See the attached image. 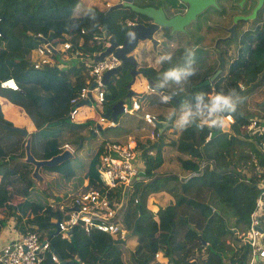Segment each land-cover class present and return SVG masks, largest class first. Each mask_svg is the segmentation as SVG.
<instances>
[{
  "label": "trees",
  "instance_id": "trees-1",
  "mask_svg": "<svg viewBox=\"0 0 264 264\" xmlns=\"http://www.w3.org/2000/svg\"><path fill=\"white\" fill-rule=\"evenodd\" d=\"M77 3L78 0H0V81L12 78L18 88L5 91L0 87V95L19 105L32 121L35 130L31 132V151L36 158H48L68 142L74 145L73 150L76 152L82 148L86 137L82 132L89 133L88 121L69 122L67 113L68 101L84 86L87 72L86 69L83 70L82 61L57 70H54L53 65L33 68L31 51L41 39L57 45L68 38L74 42L80 39V49L90 54L99 50V46L91 40L92 32H97L99 26H105L112 38L120 43L127 29L126 21H137L139 15L125 7L113 8L104 13L105 10L101 11L93 5L78 15L73 13ZM252 28L253 30L241 32L240 36L247 38L246 42L244 38L240 39L242 45L235 47L237 54L228 59L223 72L208 84L191 87L189 85L197 80L185 83L188 94H191V102L184 109H191L195 113L186 128L174 139L165 141L161 133L154 141L145 140L135 145L140 151L143 168L139 178L132 181L128 204L123 210L126 228L138 241L130 260L125 263L121 258L119 243L123 240L111 243V236L106 233L92 231L85 234L77 227L71 229V244L67 243L70 249L62 250L63 240L56 241L55 235L48 228L53 225L49 219L59 215L57 208H50L47 203L42 204L26 197L17 198L12 189L0 184V207L8 203L5 214L14 215L19 223L21 217H25L27 228L44 231L50 247L60 260H68L63 264H93L96 261L99 264H157L153 260L154 253L158 251L167 258V264H185L189 261L193 264H245L249 256L248 245L237 241L239 236L234 237L233 233L245 230L248 214L258 193L257 183L264 178V155L257 152V146L264 140V116L260 114L259 117H253L263 128L261 131L251 132L246 128L250 118L240 110L239 104L249 96L256 81L264 78V11ZM80 30L84 32L81 33ZM248 34H252L251 39H248ZM225 42L224 46L229 47L230 40L226 39ZM208 49H203L202 53ZM210 50L214 51L212 47ZM211 53L210 51L209 57ZM217 55L218 59H210V70L202 71L199 80L207 78L216 70L223 52ZM54 59L58 63L57 56ZM198 62L199 59L195 56L193 64L197 65ZM187 64L185 62L181 65ZM127 68L128 65H124L118 72L119 76ZM144 72L155 82L158 91L171 92L163 88V84L168 82L167 78L165 82L157 80L156 73L151 68ZM240 84L245 85L243 90H240ZM233 90L238 96L236 111L217 113L220 116L231 115L233 120L228 128H210L207 125L197 127L198 117L208 113L210 99L218 93L231 94ZM198 94H204L201 101H197ZM116 95L117 89L108 86L105 100L113 101ZM171 102L173 106L180 107L174 100ZM197 103L201 105L200 110L196 108ZM261 104L264 105V101ZM173 116L171 113L165 116L157 114L156 118L171 123ZM0 120L8 123L1 113ZM50 123L56 125L59 131L56 137L41 141L39 131ZM171 127L174 125L164 130ZM3 133L7 140L0 143V148L5 152L7 141L10 142L17 133ZM165 145L184 154L177 156L182 176L173 172H157L163 163L160 152ZM2 150L0 153H3ZM147 150L152 153L147 154ZM101 152L102 146H99L87 163L83 173L87 186L96 184V165ZM68 162L70 160L64 161L61 169ZM59 168L60 166L43 167L46 170ZM22 178L28 183L25 176ZM193 189H206V201L199 202L186 196ZM10 202L13 204H9ZM181 206L200 215L203 220L200 230L189 223L187 215L178 211ZM226 215L231 217L227 219ZM4 217L0 219V223ZM260 219L264 236V216ZM225 237L230 238L234 246L222 252L221 240ZM52 240L59 244L58 252L52 246ZM204 247H207L204 259L199 262L189 260L192 254ZM215 247L221 250L216 253L212 250ZM47 256L39 264L44 261L53 264ZM222 258H226L225 261Z\"/></svg>",
  "mask_w": 264,
  "mask_h": 264
},
{
  "label": "rangeland",
  "instance_id": "rangeland-1",
  "mask_svg": "<svg viewBox=\"0 0 264 264\" xmlns=\"http://www.w3.org/2000/svg\"><path fill=\"white\" fill-rule=\"evenodd\" d=\"M108 1L110 2L109 4L111 5V4L118 2L119 0H108ZM89 5L97 6V8H99L101 10H104V8L105 9L108 8V7L104 6L103 0H79L77 5H76V10L78 12H81L84 10L85 6H89ZM198 18L201 19L202 16H198ZM211 21L214 22V19L212 18ZM196 24L199 26L200 25L205 26L206 21H204L203 24H200L199 22H192L191 23L190 30H191L192 34L194 35V37H193L194 41L190 40V43L206 42V44H204V46H207V44L208 45L211 44L212 40H213V36H212L213 33L209 32L205 35V40H208V41H201L202 38L198 37L199 33H198V30L196 29L197 28ZM209 25H212V24H209ZM254 25H255V21L252 23V25L246 24L245 27L250 26L248 29L253 30L252 27ZM245 27L243 26L240 29H236L235 35L230 40L229 47L224 46L226 44L225 41L219 42V46L221 45V43L223 45V47H222L223 56H221V58H220V62H221L220 66H219L220 71L217 73V75L220 74L221 72H223L224 69L227 67V64L229 62L228 59H230L233 56L234 57L236 56L237 52H236L235 47L237 45L241 44L240 39L241 38L243 39L244 37L240 36V34L243 31V28H245ZM203 30L204 29H202L201 31H203ZM206 30L211 31V28L207 25ZM249 33L253 34V32H251V31ZM221 34L223 35L222 32H221ZM252 34H248V39L252 38ZM196 37L199 38V41H197ZM246 39L247 38H244L245 42H246ZM190 49H191V47H189V46L183 47L185 57L189 56L188 53H189ZM200 49H198L195 52L196 53L195 56L198 58L201 56V55H199ZM226 49H228V53L225 55ZM209 52H210V49L204 50V52H203L204 66H205L206 70H210V68H211L210 59H209ZM132 55L135 57L136 53L133 52ZM54 56H57L58 62H60V63L65 64L68 61V63L71 65H77L78 64L77 63L78 59L75 57H69L68 60H66V58H62L61 55L54 54L52 57L54 61H55ZM211 57L218 59L217 52L213 51L211 53ZM36 59H37V56L35 54L31 56L32 61H34ZM189 59H190V57L188 58V61H189ZM148 62L154 64L152 60H150ZM167 63L168 64H174L175 61L173 59H171L170 61H167ZM84 67H83V70L86 69ZM54 70H57V67H55ZM86 71H87V69H86ZM202 71H205V70H202ZM260 74H261V72L258 74V77ZM115 76H117V77H115L113 80L114 86L120 85L122 87L121 84H123V82H125L124 83V87H125V84L130 80L129 69H127L126 72L124 71L122 75L119 76V74H118ZM200 76H201V73L196 72L195 75H193L192 77L188 76L185 80H182L181 82H176L172 79H168V82H165L164 80L166 77L163 75H160L156 71V79L157 80H161V82H165L167 84L172 85L171 87L167 88L165 86V84H163V88L168 89L172 92H174V90H175V92H176L175 98L177 100L174 103L180 104V107L173 106L174 104L172 102L163 103L161 101L160 95L158 94L159 91H157V90H155L153 93H149V94H139L142 90L143 82L140 81L139 78H137L136 84H134L132 90L134 89L133 91L135 93H138V94L131 96L127 101V105L129 106V100L130 99L136 98L140 102L141 111H139L138 114L121 112L120 114H118L117 119H116L118 122L117 124L119 125L120 129L126 130V131L123 134H121V136L115 138L114 135H116L118 133V130L116 129V125H115V127H106L105 121H104V122H101L102 128L100 130H97L96 134L91 135L89 130H88V132H89L88 134L86 133V131L82 132V134L86 135V137H85V140L83 142V146L79 151H77V152L74 151L73 150L74 145L71 144L70 142L62 144V148H65V147L69 148V150L72 151L74 157L70 158L69 159L70 162H68V164L65 165L62 169H61V165L63 164V162L61 164H59L60 168L57 170L51 169V170H47L46 172L45 171L42 172V174H44V176L47 177L45 190H41L37 186L33 185L31 183V181L29 180L28 173H29L30 168H31L30 165H29V171H28L24 167H16L17 166L16 164L12 165V167H11V161H8V163H7L8 166H6L4 169L5 170L3 173L4 176L3 175L0 176V182L9 181V184L12 185V190H14V193L17 196V198H18V196L19 197H26L27 199H30V200H33V201H36V202H39L42 204H46V203L49 205L51 204L53 206L52 208H58L60 201H61V197L65 198V201H67L71 195H75L80 191H88L91 187H94V186L98 187L99 186V183H98L99 180H97V183L94 186H92V185L87 186V179L83 178L84 177L83 173L87 167V163L89 162V160L93 156V154L97 152V149L99 148V146L103 147L104 145H106L110 142H117V143H122V144L127 143V142H131V144L133 143L136 145L137 142L143 143V142H145V140L154 141L156 139V137H153L152 129L144 121L139 119L138 115H140V113H150V114H154V115H157V113H158L162 116H165L169 113L173 114L174 116H173L169 126H171L173 123L174 127L167 128L166 130H164L163 131V138L165 141L174 139L177 136V134L181 131V129L179 127V122H180L182 112L185 111L184 107H182V106H186L191 102V94H188V90H187L188 87L186 88L185 83L188 81L189 82L195 81ZM256 83L257 84L252 89L249 96H247L246 99L242 103L239 104L240 110L246 115L247 118L259 117L260 114H263V116H264V105L261 104V102L264 101V82L262 80H257ZM109 87L112 88V84H109ZM244 88H245V86H244ZM136 91H138V92H136ZM123 94H122V96H123ZM112 102L113 101H111L110 104ZM90 105H92V107H89ZM107 106H108V104H106L104 107L103 103L98 102L96 99L94 101L89 102L88 104L84 103L81 105V107H80L81 109L79 110L78 114L76 115V119L77 120L84 119V122L88 121V123H87L88 128H90L93 125H95V123L97 122V117H98L97 107L101 108V109H106ZM88 116L91 117L90 120L87 119ZM67 120L69 122H72V123L73 122L74 123H84V122H75L73 120H70L68 118V116H67ZM161 120L165 121L163 119H161ZM198 120L201 121L202 116L198 117ZM165 122H167V121H165ZM224 127L228 128L227 125H225ZM58 131H59L58 127L56 125H53L52 123H50V125L45 126L44 129L39 131V139L41 141H43L45 139H50L52 137H56L55 135H57ZM3 134H4L3 128L0 126V140L2 139V141H5V140H7V137H4ZM103 140H105V141L103 142ZM160 153L163 157V164L158 169L157 172H165V171L166 172H173V173L179 174V176H182V175H180V174H182V171H181V168L179 167L177 156H181V155L184 156V154H181V153L179 154L170 145H165ZM69 160H67V161H69ZM139 160H140V165H139V173H140L142 171V168H143V165H142L143 163H142L141 157L139 158ZM0 167H2V165H0ZM11 168L12 169L16 168V171L12 174H10ZM40 169L42 170L43 168L41 167ZM63 170L64 171L68 170L69 172H63ZM8 176H11L10 180L7 178ZM22 176L26 177V179L28 180V183L23 180ZM83 181L86 182L84 184V186L82 184ZM8 188H11V187H8ZM115 191L116 190L111 191V192L114 193ZM131 191H128L127 193H125L124 196L121 197V199H120V203H122V211H119L118 217L122 216V221H121L122 227H124V225H125V223L123 225V222H124L123 210L126 208V205L128 204L129 195H130ZM206 195H207L206 189H201V190H194L193 189V190L189 191L188 193H186V196L191 197L192 199L199 201V202H205L206 197H207ZM58 198H59V200H58ZM217 207L219 208V206H217ZM178 211L181 214L187 215V219H188L189 223L192 224L195 228H197L198 230H200L202 228L203 220L196 211H191L189 208H187L185 206H181ZM262 215L264 216V207L262 209ZM225 217L227 219H229L231 216L226 215ZM49 221L54 222L55 217H51L49 219ZM48 228H49L50 233H53L55 235L54 237H55L56 241L64 240V239H62V237L66 238V236L61 237V235H62V234H60L61 232L55 233V228L53 227V225L49 226ZM125 228H126V225H125ZM262 228H263V225H262ZM36 231H38L40 234L43 235V233H41L39 230L36 229ZM242 232H243V230L239 231V232L236 231V233H233L234 237L237 236V233L240 235V233H242ZM120 237L111 236L110 239H112L111 243H113V242L115 243V241L118 239L123 240L121 243H119V247H120L121 258L126 263L128 261V259L130 260L131 254H134L133 251H134L136 245L138 244V241H137V237L135 235H132L130 230L127 228L125 229L124 234L122 236L120 235ZM236 240L239 242H242L239 237H238V239L236 238ZM260 240L263 241L264 236L262 238H260L259 241ZM65 242H67L68 244H71L70 240L69 241L65 240ZM221 243L223 244L222 252H225L228 247L234 246V243L228 237H225L223 239V241L221 240ZM202 244H203V242H202ZM203 245L207 246V244H203ZM52 246L58 252L59 244H57L56 242H54L52 240ZM205 249L207 250V247H204V249H202L198 253L192 254V256L189 260H195V261L199 262L201 259H204L207 255V251ZM212 250L217 253L218 251L221 250V248L215 247ZM222 252H221V255H222ZM225 259L226 258H222V261H225ZM94 260L96 261V259H94ZM43 264H50V262L44 261ZM93 264H99V263H97V261H96ZM214 264H217V263L215 262Z\"/></svg>",
  "mask_w": 264,
  "mask_h": 264
},
{
  "label": "built area",
  "instance_id": "built-area-1",
  "mask_svg": "<svg viewBox=\"0 0 264 264\" xmlns=\"http://www.w3.org/2000/svg\"><path fill=\"white\" fill-rule=\"evenodd\" d=\"M80 32L83 33L84 31L80 30ZM91 40L99 46V50H102L109 44L107 38L103 35L101 27H98L97 32H92ZM80 44V39H76L74 42L68 40V38L62 40L57 45L41 41L32 50L37 55V59L32 61L33 68L54 65L59 69L68 64V61L65 64L56 63L52 58L54 54H59L62 58H66V60L69 57H75L78 61L83 62V65L87 69V78L84 86L68 101L67 116L73 121H76L75 117L81 109V105L86 103V100L91 98L93 100L96 99L98 102L103 100L104 87L101 84L102 74L106 69H111L120 63L112 52L101 60L90 63L87 61V58L94 52L86 54L80 49ZM262 81L264 82V78ZM0 87L13 90L18 89L12 78L1 80ZM239 88L243 89L244 86L240 84ZM139 108V103L134 99L131 100L129 108H126L125 104L123 105V111L126 112H134ZM215 116L220 117L218 114H215ZM222 116L225 120L224 126H229L232 122L231 115L226 114ZM142 118L153 126L152 120L155 118L152 114L143 113ZM106 120L99 114L97 122L91 127L92 131H97L96 124L98 122ZM209 120H211L209 113L204 116L202 115L201 122L204 121L206 123ZM256 121V118L251 117L246 128L251 130V132L255 130L261 131L263 126L257 124ZM106 124L113 125L114 122L108 120ZM257 152L264 155V140L257 146ZM146 153L151 154L152 151L147 150ZM139 156L140 151L131 142L123 144L110 142L104 145L102 152L98 155V163L96 165L99 186H94L88 191H80L75 195H71L67 201L61 197L57 208L59 215L56 216L54 221L57 223L58 233L61 232L62 236L68 237L65 232H71L73 227H77L85 234H89L92 231H101L110 236H122L126 228L124 222V227L121 225L122 216L118 217V210L122 208L120 199L125 193L132 190V181L139 178ZM257 188L258 193L254 199V205L248 214L247 226L239 235L240 240L246 243L249 248V256L245 264L264 263V241H259L263 237L260 217L264 207V178L257 183ZM114 190H116L114 193L111 192ZM49 207L52 208L53 206L50 204ZM46 256L53 264H59L58 256L50 247L48 238L38 231L27 227L0 245V264H39ZM160 256H163L161 252H155L153 261L157 264H167V260H163ZM185 264L192 263L187 262Z\"/></svg>",
  "mask_w": 264,
  "mask_h": 264
},
{
  "label": "water",
  "instance_id": "water-1",
  "mask_svg": "<svg viewBox=\"0 0 264 264\" xmlns=\"http://www.w3.org/2000/svg\"><path fill=\"white\" fill-rule=\"evenodd\" d=\"M186 4V9L182 13L173 14L172 16L166 17L164 13V9L161 6H152V5H144V6H138L133 2V0H120L119 2H116L114 4H111L108 6L105 13H107L109 10L117 7H126L129 8L131 11H133L136 14H140L145 16L147 19L150 20L148 24L135 22L130 24L127 27V30L123 34V37L121 39L120 43H117L112 36L109 34V32L106 30L105 26H102L103 34L107 38L109 44L102 50L96 51L92 53L88 58L87 61L90 63H94L95 61L101 60L104 56L111 53L120 61V64L111 68L106 69L101 77V83L107 87L109 83V79L112 75H115L118 73L124 65H129V74H130V80L125 84V87L127 88V92L120 98L114 101L110 106H108L104 112L102 113L103 117H110L112 121H115L118 114H120L123 111V104L126 102L127 98L130 97L134 93L132 89L130 88L131 83L134 80V77L136 75V66L137 62L135 57L131 54V51L136 47L138 40H150L154 42V39L152 37L153 33L158 29L159 27H170L171 31L173 30H182L183 25L188 23L190 20L195 18V15L199 13L204 7L208 5H215L214 0H179ZM243 0L239 1V4ZM262 0H258L256 6L252 9L251 13L248 15H236L234 16L233 25H231L228 28L229 31V37L233 35V28L234 24L237 18H243V19H250L254 16L256 8L260 5ZM41 41H45L44 39H41ZM221 62L219 63L220 66ZM220 71V67H218L217 70L213 72L210 76L203 79L199 85L208 84L210 81H212L216 76L217 73ZM148 83V86L156 90L157 86L149 77L145 79ZM167 94V93H166ZM167 96L170 99H174V96L172 94H167ZM152 123L154 127L157 129L158 133H161L162 130L170 125V123L162 121V120H152ZM174 125V124H173ZM0 126L5 130H13L15 132L20 133L21 135L25 136L24 143H23V157L22 161L28 163L31 166V170L28 173V178L31 181V183L41 190H45L46 182L42 174L40 173L41 167H54L59 164H61L64 161L69 160L70 158H73L74 155L69 148L65 147L62 148L59 152L49 156L48 158H36L32 152H31V134L27 133L26 130L17 125L7 124L0 120ZM98 129H100V126L97 125ZM227 129V127H224ZM93 135V133L91 132ZM53 225L55 227V232H58L57 223L53 222ZM70 231H66L65 234L67 236H70ZM68 262V260H62L61 264Z\"/></svg>",
  "mask_w": 264,
  "mask_h": 264
},
{
  "label": "flooded vegetation",
  "instance_id": "flooded-vegetation-1",
  "mask_svg": "<svg viewBox=\"0 0 264 264\" xmlns=\"http://www.w3.org/2000/svg\"><path fill=\"white\" fill-rule=\"evenodd\" d=\"M240 0H214L215 5H208L204 7L199 13L195 15V18L190 20L188 23L183 25L182 30H175L171 32V28H165V27H159L156 29V31L153 33L152 37L154 39V42L150 40H138L136 47L137 49L140 50L142 53L140 60L137 63V66L135 68L137 73L142 74L143 71L147 70V68H151L152 71L156 73H160L161 75L165 76V73L177 69V68H184L187 65H181L182 63L188 62V57L184 56V50L183 47H191V49H194L195 52L200 49V54L201 55L198 59L199 62L197 65L192 64L191 66L195 69L194 73L190 75L192 77L193 75L196 74V72L202 73V70H205L204 66V57H203V49L212 47L214 51L217 53H222V43L219 46V42L225 41L226 39L231 40V38L235 35L236 29H240L241 27H245L246 24H251L259 18L260 14L264 11V0L261 1L260 5L256 8L255 14L252 18L250 19H243V18H237L234 24V32L231 37H229V31L228 28L233 25V18L236 15H248L251 13L252 9L256 6L258 0H243L239 4ZM134 2V1H133ZM138 6H144V5H152V6H162L164 9V13L166 17L172 16L173 14L177 13H182L186 9V4L182 1L179 0H162L160 4H149V3H144L140 2L138 3L136 0L134 2ZM198 16H202V20L198 18ZM137 22L139 23H144L148 24L150 22L149 19H147L143 15H138L137 16ZM214 19V22L211 21V19ZM198 20V21H197ZM206 21L205 26L202 25H197L196 24V29L198 30L200 38H202L201 41H208L205 40V35L209 32L213 33V40L211 44H207V46H204L206 42H195V43H190V40H193L194 35L192 34L190 30V25L192 22H199L200 24H203V22ZM212 24V25H209ZM207 25L211 28V31L206 30ZM250 26H247L243 28V31L248 29ZM204 29L203 31H201ZM166 31V32H165ZM223 33V35L221 34ZM165 33L168 35V39L171 40L172 42L170 45L172 47H167L166 46V40H164L163 44V34L165 37ZM104 35V34H103ZM196 37L197 41H199V38ZM211 37V36H210ZM174 40V43H173ZM180 40V41H179ZM179 42H182V46H179ZM166 46V47H165ZM165 47V48H164ZM164 50H170L171 49V57L175 61L174 64H168L167 61L170 60H159V57L163 56L160 49ZM180 48H182L183 54H174L176 51H178ZM159 49V50H157ZM155 51L154 54L158 53L157 56V62L153 65L151 64L150 61L153 57V54L148 56H145L147 52H152ZM213 52L212 50H210ZM228 53V49H227ZM160 54V55H159ZM221 58V57H220ZM209 59H212V57H209ZM179 63H181L179 65ZM126 67V66H125ZM163 67V69H161ZM218 68V67H217ZM216 68V69H217ZM130 69V66L128 65V68ZM126 69V70H127ZM147 74V72H145ZM143 75V74H142ZM144 76V75H143ZM168 79V78H167ZM202 80L197 79L196 82H194L192 85L197 86L198 83H200Z\"/></svg>",
  "mask_w": 264,
  "mask_h": 264
},
{
  "label": "crops",
  "instance_id": "crops-1",
  "mask_svg": "<svg viewBox=\"0 0 264 264\" xmlns=\"http://www.w3.org/2000/svg\"><path fill=\"white\" fill-rule=\"evenodd\" d=\"M79 1V0H78ZM104 1V6L105 7H107L108 6V4L110 3L108 0H103ZM120 1V0H119ZM118 1V2H119ZM134 2H135V0H133ZM138 3H140V2H146V3H149V4H160L161 3V1L162 0H136ZM89 6H91V5H89ZM89 6H85V8H84V10L87 8V7H89ZM97 7V6H96ZM162 7V6H161ZM126 8V7H125ZM99 9V8H98ZM129 9V8H128ZM83 10V11H84ZM99 10H101V9H99ZM104 10H105V12H106V10H107V8L105 9L104 8ZM104 10H101V11H104ZM83 11H81V12H78L77 10H76V6H75V8H74V10H73V13L74 14H78V15H81L82 13H83ZM104 12V13H105ZM140 15V14H139ZM135 22H137V21H132V20H127L126 21V25H127V27L130 25V24H132V23H135ZM102 28V26H99V28ZM165 28H169V27H165ZM127 30V29H126ZM173 31H175V30H173ZM178 31V30H177ZM172 32V31H171ZM162 40H163V44H164V40H166L167 42H166V46L167 47H172L173 46V44H172V46L170 45V43L172 42L171 40H169L168 39V35L165 33V37H164V34H163V36H162ZM180 41V40H179ZM173 43H174V40H173ZM165 46V47H166ZM179 46L181 47L182 46V42H179ZM164 47V48H165ZM164 48L163 49H160V51H161V53H162V55L164 56V55H168V54H171L172 52H171V49L170 50H164ZM135 50V51H134ZM157 50H159V49H157ZM132 53L131 54H133V52H135L136 53V55H135V59H136V62L138 63V61L140 60V58H141V55H142V53L140 52V50L139 49H137V47H135L132 51H131ZM154 52L155 51H152V52H147L146 54H145V56H150V55H152L153 54V57H152V61H153V63L155 64L156 62H157V56H158V53L156 54H154ZM35 53L33 52V51H31V53H30V58H31V56L32 55H34ZM174 54H179V55H181V54H183V51H182V49L180 48L178 51H176ZM36 55V54H35ZM160 55V54H159ZM37 56V55H36ZM219 63H220V59H219ZM152 64V63H151ZM153 64V65H154ZM70 64L68 63V64H66V65H64V67L63 68H66L67 66H69ZM179 65H180V63H179ZM219 67V66H218ZM218 69V68H217ZM216 69V70H217ZM127 71V70H126ZM144 76H143V75ZM142 74H140V73H137L136 72V75H135V77H134V80H133V82L131 83V85H130V88L132 89L133 88V86H134V84H136V80H137V78H139L140 79V81H142L143 82V85H142V90H141V92L139 93V94H149V93H153L155 90H153V89H151V88H148L147 86H148V83H147V81L145 80L146 78L145 77H147L146 75H145V72L143 71L142 72ZM213 74V73H212ZM114 76V77H113ZM115 77H117V76H115V75H112L111 77H110V79H109V82L112 84V88L113 89H117V97H116V99H114L115 101L117 100V99H120L121 97H122V94L124 93H126L127 92V88L126 87H124V83L125 82H123V84H121L122 85V87L119 85V86H114V83H113V80H114V78ZM153 81V80H152ZM155 83V82H154ZM109 86V83H108V85H107V87ZM165 86L167 87V88H169V87H171L172 85H170V84H167V83H165ZM189 86H191V87H195L194 85H189ZM124 87V88H123ZM4 90L5 91H8V88H4ZM126 90V91H125ZM134 90V89H133ZM132 90V91H133ZM136 92H138V91H136ZM163 93H166V92H164V91H162ZM168 94H176V92H175V90H174V92H167ZM123 94V95H124ZM138 93H136V95H137ZM158 94L160 95V97H162V95H161V91H159L158 92ZM121 95V96H120ZM113 100V101H114ZM172 100H174V101H176L177 99L174 97V99H170L169 101H163V100H161L163 103H170ZM106 102H104V104H103V106L105 107V105L106 104H110V102H111V100H105ZM0 113H1V116H2V118H4L8 123H10V124H12V125H17V126H21V127H23L25 130H26V132L27 133H30L31 134V132H33L34 130H35V127H34V125L32 124V121L30 120V118L26 115V113L24 112V110L19 106V105H17V104H15V103H13V102H11V101H9L8 99H6L5 97H3V96H1L0 95ZM89 114V113H88ZM158 114V113H157ZM154 117H156V115H154V114H152ZM159 115V114H158ZM139 117V119H141L142 121H144L151 129H152V133H153V137H157L158 136V134H160V133H158V131L157 130H155L156 128H152L151 127V125L148 123V122H146L141 116H138ZM249 118H251V117H249ZM75 119H76V117H75ZM75 122H84V119H80V120H77L76 119V121ZM7 123V124H8ZM166 127H168V126H166ZM165 127V128H166ZM116 129L118 130V133H117V135H114V137L116 138V137H119V136H121V134H123L124 132H125V130H122V129H120V127H119V125L116 127ZM3 131H12V132H15V131H13V130H5V129H3ZM15 133H17L16 135V137H13V139H11V140H9L10 142H8L7 141V143H6V145H5V147L7 148L6 150H5V152H4V150H2L1 148H0V152H1V150L3 151V153H0V165H2V167H0V176L1 175H3L4 176V169H5V167L6 166H8V161H11V167H12V165H14V164H16L17 166L16 167H24L25 169H27L28 171H29V164L28 163H26V162H24V161H22V157H23V143H24V139H25V136H23V135H21L20 133H18V132H15ZM163 133V132H162ZM2 142V139L0 140V143ZM9 143V144H8ZM31 148H32V144H31ZM32 152V151H31ZM33 154V153H32ZM10 155H13V157L11 158L10 157ZM163 164V163H162ZM57 166H59V165H57ZM43 168V167H42ZM44 168H46V167H44ZM30 170H31V168H30ZM16 171V168H11V172H10V174H12V173H14ZM40 171V173L42 174V172H46L47 170L46 169H40L39 170ZM30 172V171H29ZM42 176L44 177V179H45V182H46V180H47V177H45L44 176V174H42ZM9 180H10V178H11V176H8L7 177ZM84 180V179H83ZM86 180V179H85ZM86 182L85 181H83V186H84V184H85ZM0 184H2V185H5L6 186V188H8V187H11V188H8V189H12V185L11 184H9V181H5V182H0ZM13 192H14V190H13ZM18 198H20L19 196H18ZM9 204H13V202H10ZM8 211V203H6V204H4V207H0V219L3 217V216H5L4 217V220H2V222L0 223V245L5 241V240H8V239H10L12 236H15V235H17L22 229H24L27 225L24 223V221H26V219H25V217H21V223H19L18 221H16V217L14 216V215H7V214H5V212H7ZM119 211H122V208H121V210L119 209L118 210V213H119ZM18 219V218H17ZM52 222V221H51ZM260 225H261V228H262V224H261V222H260ZM40 232L41 233H43V235H45L46 236V234H45V232L44 231H42V230H40ZM56 233V232H55ZM238 236V235H237ZM61 237H62V235H61ZM63 238V237H62ZM64 240L62 241V250H68V249H70L69 248V246H68V244H67V242H65V240H67V241H69V238L68 237H66V238H63ZM264 241V240H263ZM162 254V253H161ZM160 258H162L163 260H167V258L165 257V256H160ZM61 259V258H60ZM63 260H67V259H63ZM62 261V260H61ZM193 264V263H192Z\"/></svg>",
  "mask_w": 264,
  "mask_h": 264
},
{
  "label": "clouds",
  "instance_id": "clouds-1",
  "mask_svg": "<svg viewBox=\"0 0 264 264\" xmlns=\"http://www.w3.org/2000/svg\"><path fill=\"white\" fill-rule=\"evenodd\" d=\"M109 5L110 4H108V6ZM188 54H189L190 59L188 61L187 66L184 67V68H177V69H173V70H170V71L166 72L165 73V77L166 78L172 79V80H174L176 82H181L182 80H185L188 76H190V75H192L194 73L195 69L191 65L194 63V58H195V54H196L195 53V50L194 49H190ZM165 59L171 60L172 59L171 54H168V55H164V56L159 57V60H161V61L162 60H165ZM218 66H219V64H218ZM115 75H118V73H116ZM145 78H147V77H145ZM102 86L104 87V97H103V100L101 102L104 104V102H106L105 101V93L107 92V87H105L103 84H102ZM243 86H245V85H243ZM8 89H10V88H8ZM11 90H13V89H11ZM15 90H17V89H15ZM156 90L158 91V88ZM240 90H243V89H240ZM167 94L166 93H163L161 91V95H162V97H160L161 100H163L165 102L166 101H169L170 98L167 96ZM133 95H136V93L134 92L132 95H130V97L133 96ZM172 95L175 97L174 94H172ZM130 97H128L127 100H126V102L124 103L126 105V108H129L130 107V102H131L132 99L129 100V106L127 105V101H128V99ZM196 98H197V101H201L204 98V94H198L196 96ZM134 100H136L139 103V105H140V102L136 98H134ZM237 100H238V96L235 94V91L234 90H233V92L231 94H227V95L226 94H222V93H218V94H216L215 96H213L210 99V104L207 106L208 113H209L210 116H215V114H217V113H234L236 111V102H237ZM91 101H94V100L91 98L89 100H86V103L88 104ZM111 104H109L108 106H110ZM89 107H92V105H90ZM182 107H186V106H182ZM196 108H197V110H200L201 105L199 103H197ZM104 110L105 109H101V108H98L97 107L98 115L99 114L102 115V113L104 112ZM139 111H141V105H140V108L138 110L134 111V112H126V111H122V112L123 113H135V114H138ZM142 114L143 113H140V115H138V116H141L142 117ZM194 115H195V113L191 109L182 112V115H181V118H180V122H179V127H180L181 130H183V129L186 128V126L191 122V120H192V118H193ZM88 117H90V116H88ZM104 118L107 119L105 121L106 127H115V125H116V127L118 126V124H117L118 122L116 120L117 117H116L115 121H113L114 122L113 125H107L106 124L108 120H111V118L109 116L108 117H104ZM154 118H155L154 120L157 119L156 117H154ZM87 119L90 120L91 117L90 118H87ZM157 120H160V119H157ZM224 123H225V120H224L223 116H220V117H218L216 119H211V120L207 121L206 123L205 122H201V121H197V127H202L203 125H207L210 128H221L222 129L224 127ZM97 125L100 126V129L102 128L101 122H98L96 124L97 130H100V129H98ZM151 127L152 128H155L154 125L151 126ZM88 129H89V132L90 133L91 132L93 133V135L96 134V132H97V131L96 132H93L92 129H91V127L88 128ZM155 130H157V129H155ZM163 130H162V132H163ZM160 134H158V135H160ZM97 176H98V174H97ZM53 227H54V225H53ZM237 235L239 236L238 233H237ZM58 263L61 264V260H60L59 257H58Z\"/></svg>",
  "mask_w": 264,
  "mask_h": 264
}]
</instances>
